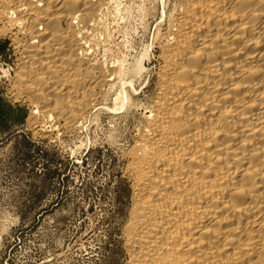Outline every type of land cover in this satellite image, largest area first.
Here are the masks:
<instances>
[{"label":"bare ground","instance_id":"6f19581e","mask_svg":"<svg viewBox=\"0 0 264 264\" xmlns=\"http://www.w3.org/2000/svg\"><path fill=\"white\" fill-rule=\"evenodd\" d=\"M114 1L0 0L30 127L82 132L109 90L139 78L146 55L129 72L90 54ZM163 17L158 93L143 104L127 82L110 107L147 108L126 151V264H264V0H179Z\"/></svg>","mask_w":264,"mask_h":264},{"label":"rangeland","instance_id":"374dc122","mask_svg":"<svg viewBox=\"0 0 264 264\" xmlns=\"http://www.w3.org/2000/svg\"><path fill=\"white\" fill-rule=\"evenodd\" d=\"M178 1L117 0L104 7L92 58L108 67L121 60L129 72L144 60L146 70L109 90L79 133L54 118L42 130L30 127L32 106L11 93L18 49L0 34V264H126L123 228L133 193L126 151L147 108L112 109L132 82L139 102L155 98L161 39L169 31L163 10Z\"/></svg>","mask_w":264,"mask_h":264}]
</instances>
